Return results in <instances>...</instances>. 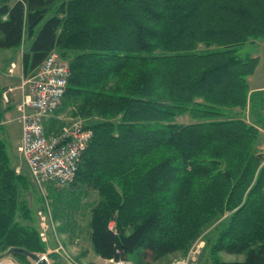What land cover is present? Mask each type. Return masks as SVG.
<instances>
[{
	"label": "trees",
	"instance_id": "16d2710c",
	"mask_svg": "<svg viewBox=\"0 0 264 264\" xmlns=\"http://www.w3.org/2000/svg\"><path fill=\"white\" fill-rule=\"evenodd\" d=\"M23 37V74L56 50L70 66L60 111L97 118L85 123L92 138L73 190L63 199L49 186L60 219L98 195L95 255L151 264L186 254L204 233L200 264H264V90L249 87L258 59L239 54L264 40V0H0V50L19 49ZM227 110H247L250 122ZM185 115L190 123L176 121ZM59 125H45L46 135ZM6 146L0 136V254L42 253L27 178Z\"/></svg>",
	"mask_w": 264,
	"mask_h": 264
},
{
	"label": "rangeland",
	"instance_id": "374dc122",
	"mask_svg": "<svg viewBox=\"0 0 264 264\" xmlns=\"http://www.w3.org/2000/svg\"><path fill=\"white\" fill-rule=\"evenodd\" d=\"M54 11L55 10L53 9L47 14L41 25L44 23V21H46L48 17H50V15L54 13ZM22 43L23 44H21V47L14 50L13 52L0 51V84H3V92L5 90H8L9 88H12V92L10 94L14 96L15 93L19 91L17 87L20 86H25L27 94L29 91V82L32 81L36 76V73L30 76V74L25 75L22 72L21 56L25 51V48L29 45V42H26L25 37H23ZM239 54H248L258 59L257 67L255 69V72L253 73V75L255 74V80L252 85L255 86L259 83L264 84V40L255 39L251 43L240 47ZM63 59L69 63L68 59ZM11 62H13V65ZM62 102L59 108L51 116L46 118L44 126H47L48 124H51L53 122H60V128L70 120L82 121L83 123H88L91 121V119L97 120L96 117L87 119L80 116H72L71 110L69 108L60 111ZM227 112L231 113L234 117H243L247 122H250L247 110L243 113L240 110H227ZM176 121L180 124H187L191 122L190 118L187 115L178 117ZM20 127L21 125L16 119H14L0 126V136L7 145L6 147L9 156H11V158L14 157L16 160L15 162L18 164L16 167V172L24 173L27 178L28 187L23 193L24 199L26 200L28 208L32 213L30 214L33 216L32 224L34 225V223L36 224L37 222L39 228V217L37 213L43 208L42 200L41 202H39L40 194L31 180L23 157L15 147L16 141L21 132ZM60 189V197L65 199L67 198L65 190L72 191L73 187L69 184L68 186ZM98 200L99 197L97 194H91L90 196H81L79 198L77 208L72 213L73 215L70 220H68L67 218H58L56 214H53L52 210L51 216L54 223V229H49L47 231V241L45 243L41 241L44 244L45 251L37 254L44 256L49 264H109L108 262L103 261L97 255H95L89 241L90 207L94 205L95 202H98ZM39 203L41 205H39ZM54 203V201H51V208L53 206V209ZM205 240V234L203 233L191 243L186 254L176 253L175 255H170L160 261L151 264H174L176 262H179L187 257L191 248L198 252L195 253L194 260L192 262L190 261V264H200L201 256H204V254H206V257L209 256V252L204 250L206 247ZM59 245L61 249L58 250ZM197 246L199 247L197 248ZM218 255L220 260L226 262L242 259V257L228 255L224 252H220ZM129 259L131 264H139L141 262L140 256L138 254L129 256ZM7 260H9L12 264L18 263V260L13 256L7 257ZM18 264H32V261L26 258L23 262L19 261Z\"/></svg>",
	"mask_w": 264,
	"mask_h": 264
},
{
	"label": "built area",
	"instance_id": "2783aa9c",
	"mask_svg": "<svg viewBox=\"0 0 264 264\" xmlns=\"http://www.w3.org/2000/svg\"><path fill=\"white\" fill-rule=\"evenodd\" d=\"M69 76V63L56 50H51L38 68L34 79L29 82L28 93L16 106V120L21 125V144L18 152L23 157L42 200L43 208L37 215L39 237L44 243L47 241V231L54 229L49 186L60 189L73 182L82 155L92 138V131L85 123L77 120L68 121L49 135L45 133L44 122L61 105ZM11 92L12 88H9L2 93L4 105L9 103ZM258 129L264 135V128L258 126ZM109 229L114 230L113 221L109 223ZM191 249L185 259L174 264H190L198 252ZM103 261L109 264H131L129 261Z\"/></svg>",
	"mask_w": 264,
	"mask_h": 264
},
{
	"label": "crops",
	"instance_id": "0c3cea01",
	"mask_svg": "<svg viewBox=\"0 0 264 264\" xmlns=\"http://www.w3.org/2000/svg\"><path fill=\"white\" fill-rule=\"evenodd\" d=\"M26 42H29V45L25 48V51H27L29 49V46H30V41H26ZM0 51L13 52V50H0ZM11 63L13 65V62H11ZM31 75H33V74H30V76ZM254 80H255V74L249 78L250 90L251 91H262V90H264V84H262V83H259L258 85L253 86L252 84H253ZM0 85L3 86V84H0ZM17 88L19 89V91H17L15 93V96L10 94L9 95V103L4 105L6 108V111H5L4 116H3L2 125H4V124H6V123L17 118L16 106L20 103L22 97L25 96L26 92H27L25 86H20ZM261 128H264V127L261 126ZM20 144H21V132H20L18 139L16 141V144H15L17 151H18V147L20 146ZM259 149L264 152V135L263 134H262V143L260 144ZM14 163L17 164L16 162H14ZM25 166H26V164H25ZM26 168H27V166H26ZM0 264H12V263L9 260H7V257H5L3 259H0Z\"/></svg>",
	"mask_w": 264,
	"mask_h": 264
},
{
	"label": "water",
	"instance_id": "95a60500",
	"mask_svg": "<svg viewBox=\"0 0 264 264\" xmlns=\"http://www.w3.org/2000/svg\"><path fill=\"white\" fill-rule=\"evenodd\" d=\"M13 254H21L32 261V264H49L46 258L40 254L29 252L21 248H10L5 253L0 254V259L12 256Z\"/></svg>",
	"mask_w": 264,
	"mask_h": 264
},
{
	"label": "bare ground",
	"instance_id": "6f19581e",
	"mask_svg": "<svg viewBox=\"0 0 264 264\" xmlns=\"http://www.w3.org/2000/svg\"><path fill=\"white\" fill-rule=\"evenodd\" d=\"M87 126H88V125H87ZM18 263H19V261H18ZM18 263H17V264H18Z\"/></svg>",
	"mask_w": 264,
	"mask_h": 264
}]
</instances>
